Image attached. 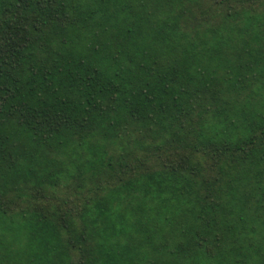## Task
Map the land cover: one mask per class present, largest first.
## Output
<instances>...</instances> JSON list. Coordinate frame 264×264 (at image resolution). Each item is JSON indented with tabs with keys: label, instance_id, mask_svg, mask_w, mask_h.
<instances>
[{
	"label": "trees",
	"instance_id": "trees-1",
	"mask_svg": "<svg viewBox=\"0 0 264 264\" xmlns=\"http://www.w3.org/2000/svg\"><path fill=\"white\" fill-rule=\"evenodd\" d=\"M0 264H264V0H0Z\"/></svg>",
	"mask_w": 264,
	"mask_h": 264
}]
</instances>
